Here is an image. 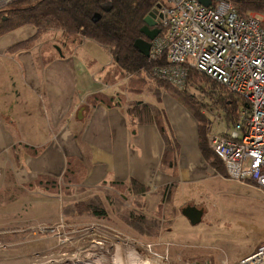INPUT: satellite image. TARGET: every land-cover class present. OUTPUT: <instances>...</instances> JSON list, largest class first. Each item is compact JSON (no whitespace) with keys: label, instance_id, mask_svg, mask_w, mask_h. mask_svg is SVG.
Here are the masks:
<instances>
[{"label":"crops","instance_id":"1","mask_svg":"<svg viewBox=\"0 0 264 264\" xmlns=\"http://www.w3.org/2000/svg\"><path fill=\"white\" fill-rule=\"evenodd\" d=\"M37 30L29 24L0 37V174L10 167L18 183L68 176L101 197L111 218L122 219L117 201L155 217L162 227L154 238L170 240L189 264H233L264 244V191L212 164L182 101L154 79L143 91L131 77L121 83L112 56L102 61L96 42L75 45L61 30L11 50ZM97 93L109 100L89 102ZM134 105L142 116L131 114ZM210 119L208 146L211 133L225 131L218 124L233 126ZM14 145L24 146L18 159ZM187 205L203 210L199 223L183 215Z\"/></svg>","mask_w":264,"mask_h":264},{"label":"built area","instance_id":"2","mask_svg":"<svg viewBox=\"0 0 264 264\" xmlns=\"http://www.w3.org/2000/svg\"><path fill=\"white\" fill-rule=\"evenodd\" d=\"M158 3L161 30L148 59L163 64L152 67L154 78L183 90L195 70L245 100L232 128L211 133L209 146L229 178L264 191V19L239 13L234 0ZM234 264H264V244Z\"/></svg>","mask_w":264,"mask_h":264},{"label":"rangeland","instance_id":"3","mask_svg":"<svg viewBox=\"0 0 264 264\" xmlns=\"http://www.w3.org/2000/svg\"><path fill=\"white\" fill-rule=\"evenodd\" d=\"M245 12L264 19V12ZM49 39L54 42V38ZM96 46V57L102 61L111 58L108 50ZM150 71L144 73L147 83L156 80L152 67ZM123 77L121 83L126 77L140 78L137 73ZM193 80L188 91L207 104L204 114L226 122V111L210 93L212 85H218L201 74ZM218 129L226 131L227 124H218ZM4 171L0 174V264H189L185 252L178 256L177 248H170V240L140 236L137 225L128 223L133 219L119 214L123 207L130 209L119 201L114 212L122 219L111 218L108 213L99 218L92 215L89 203L99 202V207L106 208L105 204L91 200L93 191L71 186V180L58 178L51 185H28L34 181L18 183L12 168ZM102 196L108 203L107 194Z\"/></svg>","mask_w":264,"mask_h":264},{"label":"trees","instance_id":"4","mask_svg":"<svg viewBox=\"0 0 264 264\" xmlns=\"http://www.w3.org/2000/svg\"><path fill=\"white\" fill-rule=\"evenodd\" d=\"M111 1L113 7L110 11H105L102 4ZM160 0H11L8 3L0 6V37L24 25H34L38 30L35 36L28 40L21 41L12 46V51L27 49L41 40L45 32L61 30L68 42L73 44H81L85 39L92 40L109 51L113 58L114 68L117 74L127 76L135 74L140 78L133 80L131 77L130 84L135 88L147 89L146 75L151 74V67L162 62L149 60L147 56L141 53L135 47L136 39L145 37L141 33V28L145 25V17L157 5ZM234 5L238 12L246 14L245 11L264 12V0H240L234 1ZM99 14L98 19L94 16ZM150 71V72H149ZM202 75V74H201ZM200 76L195 70L190 72L189 85L183 90L175 88L171 84L162 80L156 79L158 87H164L170 91L175 97L182 101L198 118L199 120V139L202 153L211 160L215 167H226L222 159L208 146L207 134L210 130L211 119L204 114L203 109H207V104L201 102V99L195 97L188 88L194 83V78ZM205 76V75H204ZM155 80V79H154ZM158 80V81H157ZM218 86L212 85L210 93L215 96L214 100L220 104L226 111L228 120L235 122L240 110L245 106V100L212 80ZM147 84H146V83ZM138 85V87H137ZM205 86H203L204 90ZM207 89V88H206ZM209 92V91H208ZM209 93V94H210ZM206 94V93H204ZM103 93H97L89 98L92 104L98 101H105ZM211 98V97H210ZM214 98V97H213ZM107 100H109L107 98ZM148 105H144L147 108ZM202 109V111H201ZM131 114L142 116V110L134 105L130 108ZM169 146V145H168ZM24 146L14 145L13 155L16 159L19 158L21 150ZM65 177V176H64ZM63 180L68 179V176ZM70 181V180H69ZM67 181V182H69ZM58 182V179L53 176H39L31 184L51 185ZM142 189L140 191H145ZM172 191L169 192L171 195ZM91 200H99L103 202L101 197L94 196ZM102 204V203H101ZM103 206V205H102ZM92 215L99 218L107 216L106 208L99 207V202H91L88 207ZM119 214L126 219L129 216L133 222L129 223L137 225V230L146 236L158 237L162 225L155 217L143 214L135 208L123 207ZM132 212V213H131ZM131 213V214H130Z\"/></svg>","mask_w":264,"mask_h":264},{"label":"water","instance_id":"5","mask_svg":"<svg viewBox=\"0 0 264 264\" xmlns=\"http://www.w3.org/2000/svg\"><path fill=\"white\" fill-rule=\"evenodd\" d=\"M203 4L209 5L211 0H200ZM240 1V0H234ZM113 7L111 1L105 2L102 4V8L105 11H110ZM161 4L157 3V5L148 13L145 17V25L141 28V33L145 35V37H140L135 41V47L143 53L145 56L149 57L150 49H151V40H153L158 33L160 32L159 24L162 21V14L160 13ZM99 14L94 16V19L99 18ZM183 215H185L192 224H197L201 221L203 210L197 208L193 205H187L183 210Z\"/></svg>","mask_w":264,"mask_h":264},{"label":"bare ground","instance_id":"6","mask_svg":"<svg viewBox=\"0 0 264 264\" xmlns=\"http://www.w3.org/2000/svg\"><path fill=\"white\" fill-rule=\"evenodd\" d=\"M156 62V61H155ZM157 62H159V61H157Z\"/></svg>","mask_w":264,"mask_h":264}]
</instances>
